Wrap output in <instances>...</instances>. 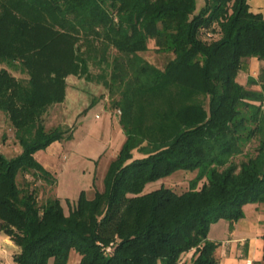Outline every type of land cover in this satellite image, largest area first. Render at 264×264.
<instances>
[{
  "label": "trees",
  "instance_id": "trees-1",
  "mask_svg": "<svg viewBox=\"0 0 264 264\" xmlns=\"http://www.w3.org/2000/svg\"><path fill=\"white\" fill-rule=\"evenodd\" d=\"M202 3L0 0V111L21 147L0 152V232L16 264H66L72 249L78 264H179L186 253L181 264H218L212 222L264 202V11ZM149 44L170 54L162 67L142 54ZM251 56L261 75L247 81L259 88L238 79ZM68 75L110 92L126 137L103 188L66 198V211L55 195L39 204L33 183L56 182L35 153L70 136L43 120ZM178 169L196 171L188 189L144 191Z\"/></svg>",
  "mask_w": 264,
  "mask_h": 264
},
{
  "label": "rangeland",
  "instance_id": "rangeland-1",
  "mask_svg": "<svg viewBox=\"0 0 264 264\" xmlns=\"http://www.w3.org/2000/svg\"><path fill=\"white\" fill-rule=\"evenodd\" d=\"M203 0H196V8L202 6ZM112 50L110 53H114ZM146 59H150L156 65L162 67L170 54L158 53L149 44L147 51L142 53ZM91 70L96 71L97 67L92 66ZM238 79L248 87H257V83H248L249 75L260 78V63L256 67L248 59L246 67L239 71ZM18 76V73H17ZM69 76V75H68ZM67 76V77H68ZM66 96L63 102L52 104L44 114L43 120L46 129L60 125L64 129L69 128V137L60 139L55 145L40 148L36 154V159L42 165L44 160L50 162L48 168L51 175L55 176L54 185L47 184L43 179H39L33 186L37 194L39 204L44 203L49 197L58 196L65 210H68L66 198L77 199L83 189L87 197H93L95 190H101L103 186L104 174L108 163L116 156L117 148L109 145V149L102 157L95 155L101 151V145L109 142V134L105 124V115L111 105V94L105 87L96 81H87L85 78L71 77L66 87ZM264 107V103H263ZM114 109V108H113ZM95 113L100 118L95 117ZM104 123V124H103ZM101 140L97 142L99 139ZM256 140H252L248 147L252 150L256 145ZM105 150V149H104ZM117 151V152H116ZM0 152L7 157L21 153V147L14 137V128L8 116L0 111ZM114 156V157H113ZM110 157H113L110 159ZM110 159V161H109ZM109 161V162H108ZM196 171L178 169L167 177H161L148 182L144 191H149L160 185L169 186L177 192L188 189L189 180L193 178ZM27 179L33 180L30 174ZM17 179L23 182L22 176ZM204 179L200 180V185ZM212 228H214L212 226ZM212 230V229H211ZM214 229L211 231L213 234ZM188 255H183L179 264L188 260ZM78 253L75 249L70 251L66 264H78Z\"/></svg>",
  "mask_w": 264,
  "mask_h": 264
},
{
  "label": "crops",
  "instance_id": "crops-1",
  "mask_svg": "<svg viewBox=\"0 0 264 264\" xmlns=\"http://www.w3.org/2000/svg\"><path fill=\"white\" fill-rule=\"evenodd\" d=\"M248 1L252 11H264V0ZM248 59L256 67L260 63V60L256 57L251 56ZM71 77L74 76L69 75L66 77L68 82L71 80ZM118 116V109L108 108L103 126L108 129L109 142L107 144L105 143V146L101 145L102 149L100 153H95L98 157H102L107 153L110 143L118 151L126 137L122 131ZM95 117L100 118V115L95 113ZM100 140L101 138L97 142ZM58 142L59 140L52 141L47 148L52 146V144L56 145ZM37 152L35 153V157ZM113 157H110V159ZM48 160L45 159L43 162L44 167L49 171L48 168L52 164ZM108 166L109 163L106 170ZM242 209L243 216L239 220L231 223L227 218H220L212 222L209 227L208 238L219 244L215 250L218 264H259L260 262H264V202H248L242 206ZM211 229H214L213 234L211 233ZM17 250L18 246L14 241L3 232H0V264H16L13 261V255ZM185 255L189 256L190 253H186Z\"/></svg>",
  "mask_w": 264,
  "mask_h": 264
},
{
  "label": "built area",
  "instance_id": "built-area-1",
  "mask_svg": "<svg viewBox=\"0 0 264 264\" xmlns=\"http://www.w3.org/2000/svg\"><path fill=\"white\" fill-rule=\"evenodd\" d=\"M118 112H120V111L118 110Z\"/></svg>",
  "mask_w": 264,
  "mask_h": 264
}]
</instances>
